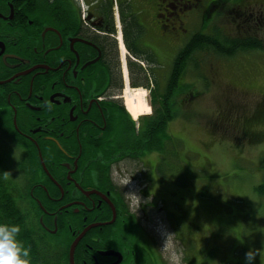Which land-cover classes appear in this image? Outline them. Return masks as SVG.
<instances>
[{
    "label": "flooded vegetation",
    "instance_id": "flooded-vegetation-1",
    "mask_svg": "<svg viewBox=\"0 0 264 264\" xmlns=\"http://www.w3.org/2000/svg\"><path fill=\"white\" fill-rule=\"evenodd\" d=\"M222 17L232 19L226 34L264 37V0H0V170L29 264H169L146 228L161 199L151 175L167 152L162 132L152 134L163 104L153 95H165L179 54ZM127 85L151 91L153 112L137 123L124 107Z\"/></svg>",
    "mask_w": 264,
    "mask_h": 264
},
{
    "label": "rangeland",
    "instance_id": "rangeland-1",
    "mask_svg": "<svg viewBox=\"0 0 264 264\" xmlns=\"http://www.w3.org/2000/svg\"><path fill=\"white\" fill-rule=\"evenodd\" d=\"M231 21L222 17L221 24ZM202 71L209 81L195 70L185 79V91L191 88L195 96L190 106L172 108L181 122L176 118L168 124L173 137L168 138L167 169L161 166V174L151 175L160 185L155 193L161 199L145 216L154 228H146L169 264H245L250 249L256 253L253 264H264V195L256 192L264 184V50L214 58ZM183 108H188L190 125L183 121ZM222 113L236 120L234 128L214 122ZM152 157L154 167L160 158L156 153ZM7 164H14L10 156ZM129 185L137 205L138 188Z\"/></svg>",
    "mask_w": 264,
    "mask_h": 264
},
{
    "label": "trees",
    "instance_id": "trees-1",
    "mask_svg": "<svg viewBox=\"0 0 264 264\" xmlns=\"http://www.w3.org/2000/svg\"><path fill=\"white\" fill-rule=\"evenodd\" d=\"M254 31H248L244 34H226L219 28H215L212 34H196L190 42L186 45L183 51L179 54V58L174 64L176 70V78H171L165 95L162 96L163 104L156 120H162L161 127L153 128L152 134L155 137H159L162 132L163 137H166L167 141L169 137H173L168 131V124L173 122L179 116L172 112V108L177 105L179 99L188 93L187 82L184 78H179V74L188 68L189 63H193L192 68L188 70L194 72L197 76L203 73V67L211 63V60L216 57L230 58L240 52L259 49L263 46V42L259 41ZM198 51L199 56L193 61L192 54ZM185 58V59H184ZM176 90H179L176 96L173 94ZM173 91V92H172ZM172 92V93H171ZM157 98V92L154 93ZM173 100L171 101V99ZM158 111V110H157ZM162 114V116H161ZM174 139V138H173ZM153 143L151 149H160L159 145L155 146ZM2 160H0V164ZM256 192L259 195H264V184L256 188ZM21 218L19 208L16 203V197L9 192V186L4 180L0 170V223L12 224L19 226V219Z\"/></svg>",
    "mask_w": 264,
    "mask_h": 264
},
{
    "label": "clouds",
    "instance_id": "clouds-1",
    "mask_svg": "<svg viewBox=\"0 0 264 264\" xmlns=\"http://www.w3.org/2000/svg\"><path fill=\"white\" fill-rule=\"evenodd\" d=\"M18 227L0 223V264H29V250L17 239ZM255 250L244 254L245 264H253Z\"/></svg>",
    "mask_w": 264,
    "mask_h": 264
},
{
    "label": "bare ground",
    "instance_id": "bare-ground-1",
    "mask_svg": "<svg viewBox=\"0 0 264 264\" xmlns=\"http://www.w3.org/2000/svg\"><path fill=\"white\" fill-rule=\"evenodd\" d=\"M129 86V85H128ZM147 92L142 89H138L135 91H130L129 88L126 90V105L129 113L132 115L134 119L140 118V116H145L150 114V106L148 103H145L144 96H146ZM148 101V100H147ZM146 105L149 108H146Z\"/></svg>",
    "mask_w": 264,
    "mask_h": 264
},
{
    "label": "water",
    "instance_id": "water-1",
    "mask_svg": "<svg viewBox=\"0 0 264 264\" xmlns=\"http://www.w3.org/2000/svg\"><path fill=\"white\" fill-rule=\"evenodd\" d=\"M81 237L79 239H77L76 241H74V243L72 244V247H71V250H70V254H71L72 259H73V255H74V252H75V248H76L78 242L80 241Z\"/></svg>",
    "mask_w": 264,
    "mask_h": 264
}]
</instances>
